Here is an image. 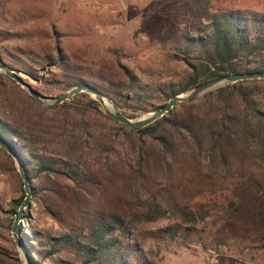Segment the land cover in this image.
Listing matches in <instances>:
<instances>
[{
    "label": "rangeland",
    "instance_id": "obj_1",
    "mask_svg": "<svg viewBox=\"0 0 264 264\" xmlns=\"http://www.w3.org/2000/svg\"><path fill=\"white\" fill-rule=\"evenodd\" d=\"M224 10L261 14L264 0H0V63L42 96H59L75 86L89 85L109 96L124 115L136 119L165 104L170 92L187 82V61H193L198 47L189 38L202 30L208 13ZM258 92L264 101V83ZM27 95L14 79L0 75V118L14 112L23 118L32 113ZM75 98L76 104L97 106L105 113L94 95L79 92ZM82 107L80 111L62 107L58 112L83 117L103 130L114 139L116 152L106 163L90 166L96 182L83 187L66 175L48 178L29 170L32 196L24 212L28 213L25 231L38 264H51L44 257L49 239L78 224L80 207L107 209L128 196L116 172L125 168L119 159L124 152L136 155L139 136L98 113L82 114ZM179 110L176 106L167 117ZM38 146L34 152L24 147L30 159L31 153L37 154L71 170L63 155ZM5 152L0 147V264H26L12 236L14 215L9 213L12 200L24 199L25 190L18 166ZM154 157L152 173L162 176L172 197L208 209L203 221L181 224L175 241L146 240L155 264H264V188L249 186L254 180L263 182L264 163L234 162L230 171L217 175L204 168L200 173L179 168L164 179ZM236 182L248 186L239 189L240 199L232 194ZM152 185L148 191L154 190ZM173 222L165 218L140 229L145 232Z\"/></svg>",
    "mask_w": 264,
    "mask_h": 264
},
{
    "label": "trees",
    "instance_id": "obj_2",
    "mask_svg": "<svg viewBox=\"0 0 264 264\" xmlns=\"http://www.w3.org/2000/svg\"><path fill=\"white\" fill-rule=\"evenodd\" d=\"M207 19L202 30L189 38L198 47L193 61H187L190 68L187 82L172 90L168 100L204 80L224 74L264 72V13L224 10L208 13ZM261 83L264 79L254 78L216 87L199 98L177 103L182 110L172 117L167 115L173 113L176 106L138 130L117 122L97 106L83 108L76 104L77 94L52 107L43 106L27 95L33 112L25 114L24 118L17 112L0 118V139L19 157L29 184V170H34L48 178L53 174L66 175L79 187L92 185L96 175L90 166L106 163L116 152L114 139L83 117L78 119L70 112L60 114L58 109L62 107H73L76 111L82 107V114L86 111L98 113L140 139L136 155L124 152L119 159L125 168L116 172L117 179L128 188V196L107 209L80 207L78 224L69 232L50 238L44 257L49 258L51 264H155L146 240L175 241L181 224L203 221L208 209L172 197L169 187L162 184V176L152 173L153 156L157 169L164 170V179L179 168L199 173L204 168L217 175L230 171L234 162L264 163V101L258 97ZM196 100L201 102L195 106ZM26 145L31 152L37 150L38 145L40 149L49 147V151L58 152L67 159L71 170H64L37 154L31 153L30 159L24 150ZM151 183L155 188L148 191ZM249 186L264 188V178L263 182L251 181ZM242 188L247 190L248 186L233 183L232 194L238 199ZM22 200V197L12 200L9 213L14 215ZM229 202L231 204L232 200ZM165 218H172L173 225L145 232L140 229ZM27 219L26 212L19 234L30 259L38 264L32 255V239L30 241L25 231Z\"/></svg>",
    "mask_w": 264,
    "mask_h": 264
},
{
    "label": "water",
    "instance_id": "obj_3",
    "mask_svg": "<svg viewBox=\"0 0 264 264\" xmlns=\"http://www.w3.org/2000/svg\"><path fill=\"white\" fill-rule=\"evenodd\" d=\"M0 71L5 73L10 78L14 79L17 83H19L25 91L39 104L46 106V107H52L56 106L64 101L70 100L74 95H76L79 92H86L89 94H92L96 97V99L99 101V103L102 105V108L104 112L116 120L117 122H120L128 127H130L133 130H138L139 128L145 127L149 125L150 123L154 122L156 119L164 116L167 112H169L177 103L189 101L192 100L198 96H201L205 92L212 90L216 87L223 86L228 83L242 81L246 79H264V72H253V73H229L224 74L219 77L210 79L206 82H203L194 88L186 91L184 94H177L173 97H171L165 104L159 106L155 110L145 113L140 118L131 119L126 117L117 107V104L109 97L104 95L99 90L95 89L92 86L89 85H78L75 86L66 92L60 94L59 96L54 97H45L39 94L35 89H33L28 83H26L22 77L16 73L14 70L7 67L4 63H0ZM106 101L110 104V107L107 106V104L104 103ZM0 147L4 149L9 155L12 156L14 159L16 165L18 166V171L20 174V177L23 180V186L25 190V196L23 201L18 206L12 226H11V232L12 236L14 238V241L16 243V246L26 264H34L30 257L27 255L26 251L23 248V245L21 243V240L18 235V225L22 222L24 212L26 208H29L31 203V196H32V190L31 186L29 184L28 177L25 173L24 167L17 156V154L9 148V146L3 142L0 139Z\"/></svg>",
    "mask_w": 264,
    "mask_h": 264
}]
</instances>
